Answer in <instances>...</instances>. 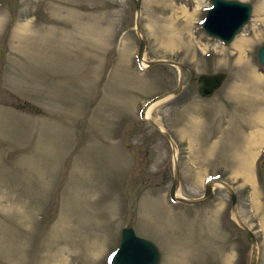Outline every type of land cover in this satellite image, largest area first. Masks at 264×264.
Wrapping results in <instances>:
<instances>
[{
    "label": "rangeland",
    "instance_id": "rangeland-1",
    "mask_svg": "<svg viewBox=\"0 0 264 264\" xmlns=\"http://www.w3.org/2000/svg\"><path fill=\"white\" fill-rule=\"evenodd\" d=\"M249 1L224 44L202 29L209 0H141L145 59L184 68L179 92L148 114L170 140L136 113L177 85L178 68L136 65L134 0H0V264H110L123 225L158 245V264H251L224 185L170 200L171 142L177 193L198 197L219 174L264 264V0ZM219 70L223 84L200 96L199 73Z\"/></svg>",
    "mask_w": 264,
    "mask_h": 264
},
{
    "label": "water",
    "instance_id": "water-1",
    "mask_svg": "<svg viewBox=\"0 0 264 264\" xmlns=\"http://www.w3.org/2000/svg\"><path fill=\"white\" fill-rule=\"evenodd\" d=\"M210 6L206 9L204 19L202 21V27L204 31L215 38L227 43L230 42L235 34L239 32L241 27L249 20L252 10V4L245 0H209ZM137 11V18L135 20V28L139 34V44L137 48V59L141 61L144 56V51L147 46L146 39L142 36L139 28V8L141 0H134ZM232 12V16L229 17V13ZM237 14L234 20L231 18ZM256 58L261 65H264V41L258 46L256 51ZM163 61H170L178 68V82L177 85L169 90H165L153 97H151L141 108L140 116L152 125L159 127V125L146 115L147 107L170 94L178 93L183 84V66L173 60L157 59L149 60L147 64H154ZM226 72L219 70L216 72H201L197 77V91L201 96H210L213 92L220 87L225 79ZM163 134L171 139L170 134L162 130ZM217 179H211L204 185L203 194L198 197H184L176 196V190L179 185V168L177 163H174L173 178L169 188V195L173 199H181L186 202H195L205 198H208L212 194L211 181ZM220 180V179H219ZM221 183L230 192L232 209L237 223L247 232L252 244L253 255L251 264H256L257 248H256V236L254 232L245 224L237 209V196L233 187L226 181L221 180ZM161 258V252L159 247L151 239L137 234L132 226H122L120 229V238L117 248L112 252L110 256V262L112 264H158Z\"/></svg>",
    "mask_w": 264,
    "mask_h": 264
},
{
    "label": "bare ground",
    "instance_id": "bare-ground-1",
    "mask_svg": "<svg viewBox=\"0 0 264 264\" xmlns=\"http://www.w3.org/2000/svg\"><path fill=\"white\" fill-rule=\"evenodd\" d=\"M234 15V14H233ZM232 16V12H230L229 13V17H231ZM236 16H237V14H235L232 18H231V20H234L235 18H236ZM248 40L245 38V35L243 34V35H241V37H239V39L236 41V43H235V47L236 46H238V50L239 51H242V49L245 47V45H246V42H247ZM240 54H241V52H240ZM241 58V57H240ZM146 59H145V57L141 60V62L142 63H140L143 67L144 66H147V64H146V61H145ZM255 82H256V80H255ZM239 90V89H238ZM161 99V98H160ZM154 104V102L153 103H151L148 107H147V109H146V115L148 116V114H149V109H150V107L152 106ZM263 121H264V119H263ZM264 134V133H263ZM261 135V134H260ZM261 137H262V135H261ZM253 145H255V144H253ZM174 148H175V150H174V153H173V159H174V163H176V147L174 146ZM254 148H255V146H254ZM253 151V150H252ZM251 154V153H250ZM253 155V154H252ZM245 157V156H244ZM240 167L239 168H245V169H250L249 168V163L246 161H241L240 162V165H239ZM251 166V165H250ZM250 170H252V169H250ZM244 171V170H243ZM247 172V171H246ZM249 173V172H248ZM250 174V173H249ZM250 176V175H249ZM251 177V176H250ZM252 178V177H251ZM251 180V179H250ZM203 182V181H202ZM211 184H212V186L214 187L215 185H223L222 183H221V179L219 180V179H217V180H213V181H211ZM177 195H179L178 193H176Z\"/></svg>",
    "mask_w": 264,
    "mask_h": 264
}]
</instances>
